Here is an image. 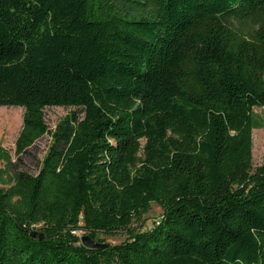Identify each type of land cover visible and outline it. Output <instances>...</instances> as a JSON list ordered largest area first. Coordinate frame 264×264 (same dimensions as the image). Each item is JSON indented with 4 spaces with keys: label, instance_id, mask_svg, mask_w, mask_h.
Instances as JSON below:
<instances>
[{
    "label": "trees",
    "instance_id": "1",
    "mask_svg": "<svg viewBox=\"0 0 264 264\" xmlns=\"http://www.w3.org/2000/svg\"><path fill=\"white\" fill-rule=\"evenodd\" d=\"M0 106L24 108L0 264H264V0H0ZM48 106L73 108L53 132Z\"/></svg>",
    "mask_w": 264,
    "mask_h": 264
},
{
    "label": "rangeland",
    "instance_id": "2",
    "mask_svg": "<svg viewBox=\"0 0 264 264\" xmlns=\"http://www.w3.org/2000/svg\"><path fill=\"white\" fill-rule=\"evenodd\" d=\"M71 110H73V108L61 106H48L44 108V119L49 132H53L57 124ZM253 112L263 120L264 124V107H254ZM23 115L24 108L21 106H0V186L4 190L14 185V174L10 165L17 159L15 154V142L22 128ZM51 143V133H47L37 139L33 146L28 148V151L17 164V167L30 174H36ZM143 145L144 139H141V148L137 154L138 159L143 156ZM252 163L254 166L264 163V126L252 130ZM160 213L161 209L156 204H152L149 212L144 215L145 224L147 226L152 224ZM77 234L81 237L87 233L86 231L80 230ZM98 237L104 243L117 244L126 238V233L120 232L111 236L99 234Z\"/></svg>",
    "mask_w": 264,
    "mask_h": 264
},
{
    "label": "water",
    "instance_id": "3",
    "mask_svg": "<svg viewBox=\"0 0 264 264\" xmlns=\"http://www.w3.org/2000/svg\"><path fill=\"white\" fill-rule=\"evenodd\" d=\"M30 236L32 238H36L38 240H40L42 238V234H39L36 231H32L30 233ZM80 243L85 248L91 249V250H103L110 245L109 243H103V242L95 241L88 234H85V235L80 237Z\"/></svg>",
    "mask_w": 264,
    "mask_h": 264
}]
</instances>
